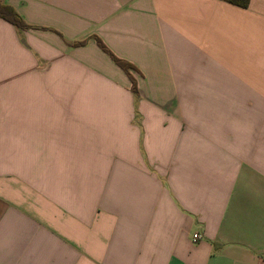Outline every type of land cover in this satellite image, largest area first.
Wrapping results in <instances>:
<instances>
[{"label":"crops","instance_id":"crops-1","mask_svg":"<svg viewBox=\"0 0 264 264\" xmlns=\"http://www.w3.org/2000/svg\"><path fill=\"white\" fill-rule=\"evenodd\" d=\"M1 1L0 264H264V0Z\"/></svg>","mask_w":264,"mask_h":264},{"label":"trees","instance_id":"trees-1","mask_svg":"<svg viewBox=\"0 0 264 264\" xmlns=\"http://www.w3.org/2000/svg\"><path fill=\"white\" fill-rule=\"evenodd\" d=\"M224 2H227L229 4H232L234 6L240 7V8H248L250 5L251 0H221ZM0 17L9 22L10 24H12L13 26H15L17 29L19 30H29L30 28H32L30 25H28L26 23V21L23 19V17L16 11V9L14 7H12L11 5H8L6 3H4L3 1L0 0ZM96 41L98 43V45L100 46V48L106 52L111 59L119 66L121 67L125 73L128 75V77L130 78L131 82H132V92L134 93V95L138 96V88H137V81L134 78V76L132 75L131 71L135 69V67L130 64L127 61H124L120 58H118L116 55H114L106 46L105 44L99 39L96 38ZM86 42L82 41V42H75V43H71L73 46H82L84 45Z\"/></svg>","mask_w":264,"mask_h":264},{"label":"built area","instance_id":"built-area-1","mask_svg":"<svg viewBox=\"0 0 264 264\" xmlns=\"http://www.w3.org/2000/svg\"><path fill=\"white\" fill-rule=\"evenodd\" d=\"M199 238V235L194 236V240L196 241Z\"/></svg>","mask_w":264,"mask_h":264}]
</instances>
